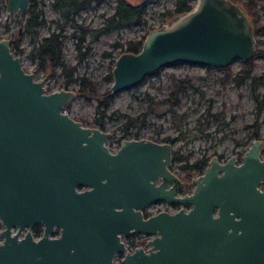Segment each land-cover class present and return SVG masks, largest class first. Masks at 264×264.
Returning a JSON list of instances; mask_svg holds the SVG:
<instances>
[{"label":"water","instance_id":"obj_1","mask_svg":"<svg viewBox=\"0 0 264 264\" xmlns=\"http://www.w3.org/2000/svg\"><path fill=\"white\" fill-rule=\"evenodd\" d=\"M151 1V0H138ZM23 18L28 0H3ZM253 24L233 0H195L148 31L139 51H123L111 68L109 94L134 87L147 75L177 62L228 67L251 61L258 49ZM0 37V264H264V142L253 140L240 163L214 155L194 190L178 195L182 181L172 169L173 145L138 137L122 139L116 152L111 132L82 124L65 106L76 90L47 92ZM77 185L88 186L77 190ZM188 203L144 217L155 201ZM216 212V214H215ZM42 221L38 240L27 231ZM61 226L59 237L48 233ZM146 233L147 248L132 252L121 234Z\"/></svg>","mask_w":264,"mask_h":264},{"label":"rangeland","instance_id":"obj_2","mask_svg":"<svg viewBox=\"0 0 264 264\" xmlns=\"http://www.w3.org/2000/svg\"><path fill=\"white\" fill-rule=\"evenodd\" d=\"M53 1L39 0L38 7L43 11L45 22L39 29V36H46L52 30L57 31L62 24L65 27L62 53L66 63L76 64L74 76L84 75L94 80L99 84L98 91L103 93L112 84L109 71L113 67L114 57L124 50V43L128 40H143L148 31L165 23L169 17L168 10H173L176 0L148 1L142 22L112 28L97 38L86 35L80 50L75 48L79 43L78 38L71 36L73 28L69 22L65 24L59 17L58 10L52 5ZM115 2L116 0L94 1L82 8L74 20L82 26L98 28L103 24L104 17L113 12ZM188 2L193 4L195 0ZM259 15L264 21V12L261 11ZM23 24V20H19L16 14L7 12L3 0H0V37L8 36L12 42L18 41L17 54L21 56L22 66L26 71H31L36 80L44 79L43 85L47 87V92L59 90L64 87L62 82L65 76L62 73L51 76L37 70L36 60L30 55L33 42L30 34L24 33ZM257 44L258 49H264V33L257 36ZM84 50L86 55L78 60L80 51ZM251 61L252 74H263L264 55L256 54ZM228 67L231 77L223 81L221 76L227 67L210 66L208 69L201 64L177 62L160 68L156 74L147 75L134 87L114 93L102 117L104 130L111 132L107 143L111 148H116L117 139L123 135L126 138H134L135 135L150 137L156 141H164L162 139L166 137L177 138L172 143V154L182 159L174 160L171 167L182 178L185 177L181 165L186 160L192 163L195 159L218 153L224 159L236 153L244 154L257 135L264 138V75L253 91L251 79L236 85V80L232 78L236 70L241 68L239 59H234ZM170 74L176 78L187 76L191 85L185 93L178 95L177 103H156L170 92ZM68 88L77 90L78 85L72 82ZM75 96L67 103L65 111L85 125L97 127L96 118L101 117L96 113L98 97L78 92ZM258 100H262L260 110L257 109ZM221 112L224 113L223 116L220 115ZM127 117L135 119V124L126 126ZM181 128L185 131L182 135L179 134ZM262 157L264 158V151ZM193 189L192 184L183 185L179 193L183 195Z\"/></svg>","mask_w":264,"mask_h":264},{"label":"trees","instance_id":"obj_3","mask_svg":"<svg viewBox=\"0 0 264 264\" xmlns=\"http://www.w3.org/2000/svg\"><path fill=\"white\" fill-rule=\"evenodd\" d=\"M28 6L26 9V14L23 18H19V20H23V31L24 33L27 32L31 36V40L33 42V48L30 52L32 58L36 60L37 70L44 71L45 73L56 76L62 73L65 76V79L62 82V86L68 88L70 83L76 82L78 88L76 92L78 94H88L98 97V101L96 103V113H98L101 117L96 118L98 124L97 126L101 129L103 127L102 117H104L107 109L108 103L112 100V95L109 94V91L100 93L98 91V86L94 80H90L84 75L81 76H74L73 72L76 69V64L66 63L64 54L62 53L64 47V30L65 27L61 24L60 28L57 31H50L49 34L46 36H39V29L45 25L43 19V11L38 7L39 0H28ZM99 2V0H54L52 5L55 10H58L59 17L64 21L65 24L71 25L73 28V32L71 33L72 37H76L79 40V43L75 45L77 50H80L81 43L85 42L84 39L86 35L92 36L93 38H97L100 34L111 30L112 28L122 27V25H132L142 22L143 14L147 10V1H138V0H116L114 5V10L110 15L104 17V22L100 27L93 28L89 26H82L74 20L75 16L81 11L82 8L88 6L92 2ZM241 5L244 12H246L248 18L251 19L252 15L256 13V7L259 6L260 9L264 8V1L263 0H233ZM173 10H168L169 17L166 19L172 18L176 13L184 12L193 4L189 3L188 0H176L174 4ZM255 32L264 33V26L254 25ZM143 39V38H142ZM142 40L140 41H126L125 48L123 51H130V52H137L140 49ZM11 49L14 54H17L18 50V41L14 40L13 42L10 41ZM117 46H122V44H116ZM122 51V52H123ZM120 52V53H122ZM86 50L80 51L78 60L83 58L86 55ZM107 53V52H106ZM110 54V53H107ZM256 54L264 55V49L260 50L257 49ZM115 59V57H114ZM113 59V61H114ZM114 63V62H113ZM245 68L240 71H236L232 78L236 80V85H241L246 79H251L250 86L253 88V91L256 90L255 85L262 81L261 77L257 74H252L253 70V62H246ZM112 68V67H111ZM110 68V71H111ZM208 69H210L207 66ZM59 70V72H58ZM109 71V73H110ZM157 70L156 72H158ZM152 73L149 75L156 74ZM110 77L111 73H110ZM231 77V70L229 67L225 69V73L221 76L223 81L227 80ZM169 81L171 85L170 92L167 97L159 99L156 103L162 105H169L175 104L178 101V95L180 93H185L187 88L191 85V80L187 77L176 78L173 74L169 75ZM100 96V97H99ZM256 98V96H255ZM262 104V100H258L257 109L260 110ZM221 116L224 115L223 112L220 114ZM131 124H135V119L127 117L126 126H130ZM185 131L181 128L179 134L182 135ZM138 138L137 135H135ZM125 136H120L117 140L120 142ZM177 138H169L166 137L162 140L169 141V143H173ZM173 159L181 158L180 156L172 155ZM203 159H199L194 161L191 167L189 168L191 171L200 170L202 167V163L200 162ZM187 161V160H186ZM184 161V162H186ZM200 162V163H199ZM187 163V162H186Z\"/></svg>","mask_w":264,"mask_h":264},{"label":"flooded vegetation","instance_id":"obj_4","mask_svg":"<svg viewBox=\"0 0 264 264\" xmlns=\"http://www.w3.org/2000/svg\"><path fill=\"white\" fill-rule=\"evenodd\" d=\"M256 13L254 14V15H252V17H251V19L249 18V20H250V23H252L253 24V28H254V32H255V26L254 25H257V27H258V25H260V26H264V21H262L261 20V16L259 15V13L262 11V12H264V8H261L260 9V7L259 6H257L256 7ZM256 33V32H255ZM263 33V32H262ZM262 33H256V38H257V36L258 35H260V34H262ZM247 62H251V61H247ZM240 63H241V68H239L238 70H236V71H240V70H243L244 68H245V63L246 62H244V61H240ZM263 75H264V73L263 74H261L260 76H262L263 77ZM249 79V78H248ZM247 80V79H246ZM82 122V121H81ZM82 124H84L85 125V123L84 122H82ZM98 127V126H97ZM100 128V127H99ZM101 129V128H100ZM102 130H104V129H102ZM255 135H257V132L255 133ZM139 137V136H138ZM110 138V137H109ZM108 138V139H109ZM129 138V137H128ZM134 138H136L135 136H134ZM150 138V137H149ZM124 139V138H123ZM125 139H127L126 137H125ZM257 139H261L263 142H264V138H262L261 136H258L257 135V138L256 139H254V140H257ZM154 140V139H153ZM253 141V140H252ZM107 142H108V140H107ZM106 142V144L108 145V147L110 148V151L111 152H116L117 151V147H118V145H119V143L120 142H118V145H117V147L116 148H111L110 147V145H109V143H107ZM252 144V143H251ZM250 144V145H251ZM249 145V146H250ZM246 151V150H245ZM244 151V152H245ZM263 151H264V144H263V147H262V153H261V155H260V158L261 159H264L263 157H262V154H263ZM245 154V153H244ZM244 154H242V155H239V153H236L235 155H231V156H229V157H226L225 159L223 158L224 156L222 155V154H214V155H216L217 156V160L220 162V163H224L228 158H230V157H232V156H234L235 157V160H234V164H237V163H240L241 161H242V156L244 155ZM173 155V154H172ZM214 155H212V156H210V157H207V156H203V157H201V158H199V159H203V160H201L200 162H203L202 163V167H201V169L200 170H193V171H191L189 168L191 167V165L193 164V162L194 161H196V160H198V159H195L192 163H186V162H184V163H182V165H181V169L183 170V176L185 177V178H182V177H180L179 175H178V173L177 172H175L177 175H178V177L181 179V181H182V184H181V186H180V188H178L177 189V194L178 195H181L180 193H179V191L182 189V187H183V185H186L187 186V184H192L193 186H194V184L192 183V180L194 179V177H196V176H198V175H200V174H202V173H204V170H205V168L208 166V164H209V161L211 160V158L214 156ZM177 159V158H176ZM176 159H173V161L174 160H176ZM173 161H172V163H173ZM199 162V163H200ZM173 169V168H172ZM262 189H264V185H261L260 186ZM86 188H88V186L86 185V186H84V185H77L76 186V189L77 190H85ZM194 190V189H193ZM192 190V191H193ZM191 191V192H192ZM191 192H189V193H191ZM188 193V194H189ZM184 194H187V193H184ZM183 194V195H184ZM191 207V205L190 204H188V203H184V204H182V203H168V202H166V201H164V200H160V201H155V202H152V204H150V205H148V206H146L145 208H143L142 209V211H143V216L144 217H148V216H151L152 214H155V213H157V212H160V211H163V210H167V211H169V212H174L175 210H177V209H179V208H183V209H188V208H190ZM215 214H216V212H215ZM53 227V230L51 231V232H49L48 233V236L49 237H52V238H56V237H59L60 236V234H61V226H59V225H57V224H55V225H53L52 226ZM5 229V225L3 224V222H2V219H0V244H2V242L4 241V235L2 234L1 235V232H2V230H4ZM10 229H11V235H13L14 233H17L18 231H19V234H18V238L20 239V238H23L24 237V235H25V233L27 232V231H30V233H31V238H33V240L35 239V240H38V239H40V237H42L43 236V234H44V231H45V227H44V224H43V222L42 221H36V222H34V224L29 228V226L28 225H25V226H23V228L22 229H20V228H18V226L17 225H15V224H13L11 227H10ZM119 235H120V241H122L123 243H124V245L126 246V251H129V252H132V250H134L136 247H144V248H147L149 245L147 244V241L149 240V239H151L153 236L152 235H148V234H146V233H138V232H133V233H131V234H127V235H125V234H120L119 233ZM124 252L125 251H121V252H119V251H116L115 252V254H114V263L115 264H124L123 262H122V258L124 257L123 256V254H124Z\"/></svg>","mask_w":264,"mask_h":264}]
</instances>
